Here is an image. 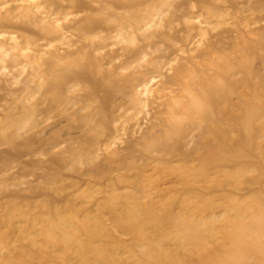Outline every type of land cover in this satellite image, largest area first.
Returning a JSON list of instances; mask_svg holds the SVG:
<instances>
[{"label":"rangeland","instance_id":"rangeland-1","mask_svg":"<svg viewBox=\"0 0 264 264\" xmlns=\"http://www.w3.org/2000/svg\"><path fill=\"white\" fill-rule=\"evenodd\" d=\"M237 221L264 264V0H0V264L196 262Z\"/></svg>","mask_w":264,"mask_h":264},{"label":"bare ground","instance_id":"bare-ground-1","mask_svg":"<svg viewBox=\"0 0 264 264\" xmlns=\"http://www.w3.org/2000/svg\"><path fill=\"white\" fill-rule=\"evenodd\" d=\"M255 112H253V115ZM246 123V121H245ZM214 145H216L217 149H220L222 151V148L225 145V141L222 140V142H216L213 141ZM126 218L134 220V218L130 216H126ZM140 218H137L136 222L137 225L134 222L128 223L129 232L133 235L137 234L139 232L138 226L140 225L139 222ZM139 223V224H138ZM231 226L233 228V236L229 237L227 239V244L223 246V249L218 254H207L206 257L199 258V260H193L189 263H185L181 260L175 259L172 260L170 258H153L152 261L149 263H143V264H246L244 261L240 259V244L241 240L247 236L246 234L249 232V228H243L242 224L240 222H231ZM242 245V244H241ZM170 262V263H168Z\"/></svg>","mask_w":264,"mask_h":264}]
</instances>
